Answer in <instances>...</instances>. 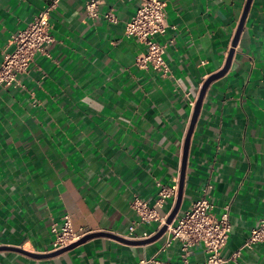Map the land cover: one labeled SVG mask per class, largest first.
I'll return each instance as SVG.
<instances>
[{
	"label": "crops",
	"instance_id": "1",
	"mask_svg": "<svg viewBox=\"0 0 264 264\" xmlns=\"http://www.w3.org/2000/svg\"><path fill=\"white\" fill-rule=\"evenodd\" d=\"M163 1L168 27L155 39L170 76L136 65L145 46L125 25L140 0H101L116 22L87 17L86 0H59L48 56L35 55L18 86L0 84V264L179 262V241L163 247L164 233L126 238L137 219L130 203L153 204L157 182L177 185L160 209L173 211L196 102L225 67L206 84L191 127L174 217L209 184L213 214L228 207L225 259L264 217V0L250 1L237 38L247 0ZM51 2L0 0V61L12 35ZM64 212L89 236L53 253L50 226ZM206 255L195 245L190 263ZM224 264H264V243Z\"/></svg>",
	"mask_w": 264,
	"mask_h": 264
},
{
	"label": "built area",
	"instance_id": "2",
	"mask_svg": "<svg viewBox=\"0 0 264 264\" xmlns=\"http://www.w3.org/2000/svg\"><path fill=\"white\" fill-rule=\"evenodd\" d=\"M59 0L52 2L40 9L31 22L12 35L10 43L12 49L5 52L0 61V84L4 86H18L19 76L29 71L34 56L43 54L48 56L47 48L54 42L50 32L49 16ZM101 0H86L85 13L87 17L95 19L100 16L110 22H116L115 15L110 12H100ZM165 2L163 0H140L134 15L126 22L125 35L134 38L145 46V51L136 58V65L143 69L151 68L162 76H170V69L165 61L166 47L156 41L157 35L165 33L168 24L166 21ZM158 192L153 204L134 197L130 203L131 209L137 215V219L128 226L126 238L132 240H145L155 235L164 225L166 240L163 247L169 246L172 241L180 243V261L171 263L168 261L160 264H192L189 257L195 245L202 244L206 251V258L198 264H224L226 261H235L243 248H251L256 243H264V217L253 227L243 245L228 259L220 255L221 249L226 245L231 233V222L228 207L216 216L212 212L213 205L209 200L207 184L201 196L171 222L166 223L169 213L161 214L167 198L175 197L177 185L164 187L160 182L156 183ZM156 223L153 231L141 230L140 225ZM53 234L50 252L66 248L88 234L83 228L75 230L72 227L70 214L64 212L58 221H53L50 226Z\"/></svg>",
	"mask_w": 264,
	"mask_h": 264
},
{
	"label": "water",
	"instance_id": "3",
	"mask_svg": "<svg viewBox=\"0 0 264 264\" xmlns=\"http://www.w3.org/2000/svg\"><path fill=\"white\" fill-rule=\"evenodd\" d=\"M250 1H251V0H247V1H246L245 7H244V12H243V15H242V18H241V21H240L239 27H238L239 29H238V32H237V34H236V38H237V36H238V34H239V31H240V28H241V26H242V24H243V21H244V18H245V16H246V13H247V10H248V7H249V4H250ZM235 40H236V39H235ZM233 45H234V43H233ZM231 53H232V51H230L229 57H230ZM228 60H229V59H228ZM225 69H226V67H225ZM225 69H224V70H225ZM224 70H221V71H219L218 73L212 75V76H211V77L205 82L204 87L202 88V91H201V93H200V95H199V97H198V100H197V102H196V105H195V111H194V114H193V119H192V121H191V125H190L189 132H188L187 137H186V139H185L184 155H183V161H182V170H181L180 184H179V190H178V201H177L176 206H175V208L173 209V211L169 214L166 223L171 222V220L173 219V217H174V215H175V213H176V211H177V208H178L179 199H180L181 191H182L183 171H184V166H185V158H186V153H187V147H188L189 135H190L191 127L193 126V124H194V122H195V118H196L197 113H198V109H199V106H200V102H201V99H202L203 92H204V90H205V86H206V84H207L210 80H212V79L218 77L219 75H221V74L224 72ZM165 229H166V225H164V226H163V227H162V228H161V229H160L155 235H153L152 237H150L149 239H147V241H148V240H154V239H156L157 237H159V236L165 231ZM88 236H89V235L84 236V237H82L81 239H79L78 241H76V242L72 243L71 245L67 246L66 248H64V249H62V250H59V251H55V252H53V253H58V252L64 251V250H66L67 248H69L70 246L74 245L75 243L84 240V239L87 238ZM143 242H144V241H143Z\"/></svg>",
	"mask_w": 264,
	"mask_h": 264
}]
</instances>
